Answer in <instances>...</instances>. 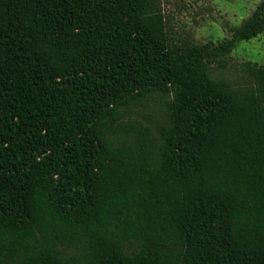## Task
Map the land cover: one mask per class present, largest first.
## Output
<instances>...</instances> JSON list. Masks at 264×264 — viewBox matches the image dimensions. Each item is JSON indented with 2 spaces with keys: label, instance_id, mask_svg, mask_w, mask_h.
<instances>
[{
  "label": "trees",
  "instance_id": "16d2710c",
  "mask_svg": "<svg viewBox=\"0 0 264 264\" xmlns=\"http://www.w3.org/2000/svg\"><path fill=\"white\" fill-rule=\"evenodd\" d=\"M163 4L0 0V264H264V66L212 75L264 1L203 45Z\"/></svg>",
  "mask_w": 264,
  "mask_h": 264
},
{
  "label": "rangeland",
  "instance_id": "374dc122",
  "mask_svg": "<svg viewBox=\"0 0 264 264\" xmlns=\"http://www.w3.org/2000/svg\"><path fill=\"white\" fill-rule=\"evenodd\" d=\"M264 0H164L163 10L176 39L188 38L196 44H218L232 35V29L247 20ZM264 66V34L250 41H239L234 51L212 67V75L234 87L249 84L242 64ZM162 99L154 95L147 103L124 110V122L155 125L165 118Z\"/></svg>",
  "mask_w": 264,
  "mask_h": 264
}]
</instances>
